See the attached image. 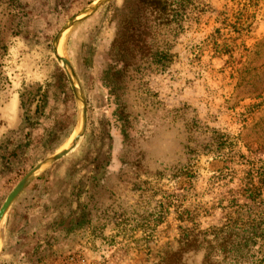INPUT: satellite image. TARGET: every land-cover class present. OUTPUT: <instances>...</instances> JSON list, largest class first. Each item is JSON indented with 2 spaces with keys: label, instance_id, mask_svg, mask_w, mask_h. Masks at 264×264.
<instances>
[{
  "label": "rangeland",
  "instance_id": "1",
  "mask_svg": "<svg viewBox=\"0 0 264 264\" xmlns=\"http://www.w3.org/2000/svg\"><path fill=\"white\" fill-rule=\"evenodd\" d=\"M199 3L196 24L169 27L144 18L161 7L149 1L0 0V145H17L0 160V206L81 135L10 205L0 264H155L191 215L202 231L242 204L247 171L264 168V0ZM244 237L212 261L264 264V219Z\"/></svg>",
  "mask_w": 264,
  "mask_h": 264
},
{
  "label": "trees",
  "instance_id": "2",
  "mask_svg": "<svg viewBox=\"0 0 264 264\" xmlns=\"http://www.w3.org/2000/svg\"><path fill=\"white\" fill-rule=\"evenodd\" d=\"M141 2L149 1L155 5L161 6L158 10L149 11L148 15L144 18L148 20H159L162 23H166L167 26L172 25V21L176 22L175 26L186 24V27L196 24L197 21L206 12L201 8L199 0H140ZM199 3V6H198ZM177 12H180L179 14ZM143 18V19H144ZM187 30V28H186ZM122 31L127 35V24L122 26ZM187 33V32H186ZM174 33H169L172 36ZM138 35H142V32H138ZM171 61L169 62V64ZM29 120V114L27 110L23 113L22 127ZM21 125V124H20ZM19 132V129L18 131ZM17 145L14 139L11 138V144L8 146L0 145V160L4 164L14 158ZM5 150V151H4ZM246 181L241 189L242 204H238L236 201H232V211L224 218L221 225L218 227H208L205 230H198V220L196 216L191 215L188 219L193 229H179L178 240L175 241L176 246L172 247V244H166L163 248L162 261L158 260L155 264H186L182 258L184 255L191 254L192 256L200 255L202 261L200 264H216L212 261L213 258L220 253L224 255V258H230L235 254V248L244 246L248 243V240L244 237L245 231L252 227L257 230L264 219V214L259 216L255 214L249 207L256 203L257 206L261 202L264 203V168H250L247 173ZM244 209V215L241 214ZM212 230V231H211ZM231 237L229 242V236L225 240L224 235L226 233ZM227 245V249H224V245ZM233 245V246H231ZM166 250V251H165ZM231 259V258H230ZM181 260L183 263H181Z\"/></svg>",
  "mask_w": 264,
  "mask_h": 264
},
{
  "label": "water",
  "instance_id": "3",
  "mask_svg": "<svg viewBox=\"0 0 264 264\" xmlns=\"http://www.w3.org/2000/svg\"><path fill=\"white\" fill-rule=\"evenodd\" d=\"M104 2L99 1L96 4L92 5L89 7L85 13H93L95 12ZM57 41V40H56ZM55 46L56 42L54 43L53 46V58L55 59L56 62H61L62 65L66 66L68 68V78H69V84L71 86V90L74 94L75 99L79 102L80 97L78 96V93H76L74 84H75V76L73 74L72 68L69 64V62L66 59L59 58L58 56L55 55ZM85 108L82 106L81 108V133H83L84 127H85ZM81 135H77L74 137L72 140L70 146L66 148L65 150L59 151L50 157L46 158L44 161H42L40 164L36 165L35 167L31 168L22 178L21 180L13 187V189L10 191V193L7 195L5 200L3 201L2 205L0 206V220L1 218L5 215L12 204V202L15 200V198L20 194V192L23 190V188L26 186V184L29 182L30 179H32L42 167L50 166L53 163L59 161L62 159L64 156H66L74 147L76 142L78 141L79 137Z\"/></svg>",
  "mask_w": 264,
  "mask_h": 264
},
{
  "label": "bare ground",
  "instance_id": "4",
  "mask_svg": "<svg viewBox=\"0 0 264 264\" xmlns=\"http://www.w3.org/2000/svg\"><path fill=\"white\" fill-rule=\"evenodd\" d=\"M64 40H65V38H64ZM64 40H63V42L61 41V45H59V49L61 50V51H63L64 50ZM57 53L61 56L62 54H61V52L59 51V50H57ZM5 218V215L1 218V220H0V225H1V222H2V220ZM2 229V228H1ZM2 231V230H1ZM0 236H1V233H0Z\"/></svg>",
  "mask_w": 264,
  "mask_h": 264
}]
</instances>
